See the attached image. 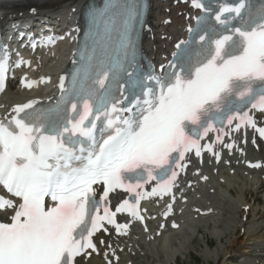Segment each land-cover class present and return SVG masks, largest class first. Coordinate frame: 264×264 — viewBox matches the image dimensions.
Returning a JSON list of instances; mask_svg holds the SVG:
<instances>
[{
	"label": "snow or ice",
	"instance_id": "6c2138e0",
	"mask_svg": "<svg viewBox=\"0 0 264 264\" xmlns=\"http://www.w3.org/2000/svg\"><path fill=\"white\" fill-rule=\"evenodd\" d=\"M192 7L205 15L196 17L197 28L189 31L203 32L199 39L207 47L190 75H182L183 68L178 72L177 63H172L167 79L151 73L137 77V40L146 5L143 0H110L103 10L89 13V31L71 87L65 88V78L60 77V96L54 104H17L10 119H0V185L16 198L0 195V212L11 213L0 221V264H81L99 254L94 237L101 231L109 234L105 225L126 234L128 224L118 223L117 213L127 212L143 222L140 201L172 193L188 167V154L213 152L219 161L213 143L201 144L210 132L218 133L216 142L222 143L226 126L234 131L250 126L264 138V127L250 115L253 110L264 113V4L257 9L246 0L235 7L224 4L213 17L202 0H192ZM246 8L249 14L242 26H230L231 18L243 19ZM211 18L221 26L219 32L208 23ZM182 56L183 52L174 54L176 61ZM8 59L5 51L0 58V91ZM20 64L30 66L23 59L17 67ZM126 86L141 89L142 103L137 97L131 106L121 107ZM125 112L132 115L125 117ZM101 118L106 123L98 142L94 130ZM224 147L231 150L233 144ZM153 181L151 191H145ZM94 185L103 186L99 199ZM117 189L130 199L113 211L109 194ZM46 197L53 202L49 206ZM167 208L165 217L172 204ZM105 259L112 264L107 253Z\"/></svg>",
	"mask_w": 264,
	"mask_h": 264
},
{
	"label": "bare ground",
	"instance_id": "6f19581e",
	"mask_svg": "<svg viewBox=\"0 0 264 264\" xmlns=\"http://www.w3.org/2000/svg\"><path fill=\"white\" fill-rule=\"evenodd\" d=\"M85 1L86 0H65L63 4L57 7L42 9L40 11L45 14L51 12L57 17H63V19L72 23V17L76 15L75 13ZM34 12L35 11H32L31 13ZM38 13L40 12L38 11ZM153 13L157 14V11H153ZM11 16L17 17L18 14L17 12H11L6 15V18ZM174 21L177 24L181 22L179 17H174ZM164 28L163 30H159L157 37L153 36L152 40L155 44L165 41L159 39L160 35H166L167 28ZM64 54L65 53L60 50L56 54L50 55L48 60H43L44 71L53 72V70L64 61ZM33 98V96L19 92L18 88L15 86L8 87L0 96V105H5L3 112H7V108L13 105V103L25 102ZM255 155L264 162V147H261L258 152H255ZM202 177H204L203 174L198 177H194L190 174L187 180L193 184V189H196L192 191V193L199 194L200 198L198 199V205H196L199 206V211L193 210L194 206L191 207L193 215H198V217L195 221H186L183 226V234H164L159 238L160 240L157 244H152L151 246H145L142 238L135 239L138 234H135V238L131 237L130 239L124 240L123 243L109 240L106 242V245L111 243L112 249L116 250L119 259L117 263H114L109 256H107V259L111 260L112 264L176 263L177 253L179 251L181 253H186L190 244L194 243L196 246L200 245V239L197 238L196 235L201 234L200 228L202 227H207L208 235L216 239L219 243L216 251H209L208 249L202 251L201 254L208 264H210L209 262L214 255L217 259L219 258L221 261L220 264H236L234 262V253L238 249H241L243 253H248L250 249L255 250V252L256 250H258L257 252L264 251L261 250L264 247V234L259 233L263 227L262 224H264V219L254 227L244 228L245 223L242 220L246 214L244 212L238 214L239 206L244 207L248 205L246 199L252 189L257 192L264 191V189L262 191L257 190L261 182L259 178L253 177L250 182H248L247 178L244 180L243 177L242 179L240 178V175L232 176L229 175V171H226L218 175L219 184L217 178V183H212L208 176L207 180L198 183V180ZM205 211H209V214L200 215V213ZM263 215L264 211L255 212V217L257 219L262 218ZM7 216L8 215L4 213H0V221H6ZM223 239H225L224 243ZM205 244L210 248V241L208 239L205 241ZM101 257L102 260L92 256L86 261L81 260V264H107L105 255L103 254ZM251 258H253V260H258L256 256H252ZM259 262L261 261L259 260Z\"/></svg>",
	"mask_w": 264,
	"mask_h": 264
},
{
	"label": "rangeland",
	"instance_id": "374dc122",
	"mask_svg": "<svg viewBox=\"0 0 264 264\" xmlns=\"http://www.w3.org/2000/svg\"><path fill=\"white\" fill-rule=\"evenodd\" d=\"M252 196L255 197L254 195H252ZM257 196H259V195H257ZM250 198H252V197H250ZM257 207H258L259 210L262 208L261 201L259 203V206L256 205V204L253 206V210L251 211L249 220H250V218L251 219H254L253 218L254 217L253 214H254V210ZM263 231H264V229H263ZM197 238L200 239V245L199 246H196L194 243L193 244H190L189 245V251H190V253L189 254H179V255H177V262H178L177 264H207V261L201 255L202 251L205 250V249H207L206 248V244H205L206 233H203L202 234V237L197 236ZM207 238L211 241L210 243H211V246L213 247L210 250L211 251H213V250L216 251V249L219 246L218 241L216 239H214L213 237H210V235L209 236L207 235ZM240 240H241V238H240ZM224 241H225V239H223V243H224ZM238 254H240V252L237 251L235 253V255L236 256H239ZM216 260L217 259H216L215 255H214V256H212L210 263L211 264H217L216 263ZM218 260H217V262L220 263L221 261L220 260L218 261ZM235 263L238 264L237 262H235ZM171 264H176V263H171Z\"/></svg>",
	"mask_w": 264,
	"mask_h": 264
}]
</instances>
